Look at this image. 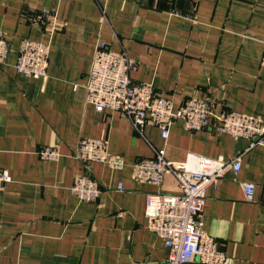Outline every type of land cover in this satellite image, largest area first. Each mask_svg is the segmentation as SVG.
<instances>
[{
    "label": "crops",
    "instance_id": "0c3cea01",
    "mask_svg": "<svg viewBox=\"0 0 264 264\" xmlns=\"http://www.w3.org/2000/svg\"><path fill=\"white\" fill-rule=\"evenodd\" d=\"M0 34L11 45L0 63V169L11 177L0 189V264H166L169 250L149 228L146 196L177 194L178 184L172 176L161 186L139 183L132 171L154 149L181 163L243 155L239 175L208 189L205 229L228 264H264V147L250 149L215 122L191 132L176 121L166 141L148 125L144 138L124 115L98 114L85 89L105 44L135 62L133 82L151 84L176 108L210 97L216 113L264 121V0H0ZM27 38L49 47L45 78L15 69ZM82 138L107 139L124 168L84 165L75 158ZM47 146L61 158L42 160ZM84 174L102 190L96 202L72 193L75 176ZM245 183L256 185L251 202Z\"/></svg>",
    "mask_w": 264,
    "mask_h": 264
},
{
    "label": "built area",
    "instance_id": "2783aa9c",
    "mask_svg": "<svg viewBox=\"0 0 264 264\" xmlns=\"http://www.w3.org/2000/svg\"><path fill=\"white\" fill-rule=\"evenodd\" d=\"M11 52L10 42L0 34V63ZM264 67V52L261 59ZM49 67L48 45L25 39L20 45L15 69L27 77L45 78ZM135 62L124 49H111L99 44L94 56L86 89V100L98 114L117 112L130 121L134 131L145 138L148 125L159 129L166 141L171 126L182 121L186 130L198 132L217 123L221 134L244 138L249 148L264 147V121L261 118L231 111L216 113L210 97H191L176 108L174 102L159 94L151 84L135 83L131 78ZM38 155L45 161H57L61 153L57 147H43ZM75 158L90 167L106 164L111 170H122L124 157L110 155L108 140L82 138ZM243 155L231 159L192 156L187 162H171L163 149H154L151 158L138 159L132 166L134 180L161 186L167 176L178 184L177 194L151 193L146 196L145 216L150 230L163 240L169 250L166 264H228L227 254L216 238L205 229L204 208L209 188L217 190L226 174L239 175ZM11 181L7 170L0 169V189ZM124 190L122 185L118 187ZM264 193V185L262 187ZM81 201L96 202L102 190L88 174L77 175L71 187ZM247 201L254 200L256 185L243 184Z\"/></svg>",
    "mask_w": 264,
    "mask_h": 264
}]
</instances>
